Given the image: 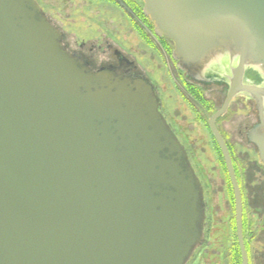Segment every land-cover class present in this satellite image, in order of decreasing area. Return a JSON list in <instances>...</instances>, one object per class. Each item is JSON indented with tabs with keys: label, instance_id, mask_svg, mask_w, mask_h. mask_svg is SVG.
Instances as JSON below:
<instances>
[{
	"label": "water",
	"instance_id": "obj_1",
	"mask_svg": "<svg viewBox=\"0 0 264 264\" xmlns=\"http://www.w3.org/2000/svg\"><path fill=\"white\" fill-rule=\"evenodd\" d=\"M142 1L178 70L227 88L207 123L248 264L242 196L215 120L234 98L254 102L246 141L264 166V0ZM204 213L200 182L152 88L87 70L35 0H0V264H187Z\"/></svg>",
	"mask_w": 264,
	"mask_h": 264
},
{
	"label": "rangeland",
	"instance_id": "obj_2",
	"mask_svg": "<svg viewBox=\"0 0 264 264\" xmlns=\"http://www.w3.org/2000/svg\"><path fill=\"white\" fill-rule=\"evenodd\" d=\"M36 1L50 22L62 33L64 41L67 37L73 40L68 36L67 25L75 26L84 17L83 10L90 9L88 0ZM90 10L93 12L90 17L96 19L98 16L94 13L97 9ZM131 51L139 57L136 63L139 74L153 86L156 97H161L167 91L166 84H163L161 64H158L152 53L144 55L138 48H132ZM170 90L168 94L173 99L171 106L178 117V124L186 134L191 135V139H186L190 147L186 145L188 159L199 178L204 196L203 239L188 264H233L238 243L231 198L233 193L226 167L207 126V118H203L200 123L195 120V114L185 108L175 92ZM226 90L225 86H209L204 89V97L212 101L214 111L221 107ZM163 97L168 99L166 94ZM255 123L254 103L248 101L244 104L241 97H237L217 120V129L234 148V163L240 176L241 192L243 190L244 238L249 264H264V167L259 163L254 147L245 139L246 131Z\"/></svg>",
	"mask_w": 264,
	"mask_h": 264
},
{
	"label": "flooded vegetation",
	"instance_id": "obj_3",
	"mask_svg": "<svg viewBox=\"0 0 264 264\" xmlns=\"http://www.w3.org/2000/svg\"><path fill=\"white\" fill-rule=\"evenodd\" d=\"M88 2L91 5H89L90 9H97V12L94 14H96L98 17L93 19V17H90L93 14L90 9L83 10V14L85 15L82 19H80L81 22L78 21L75 26L72 24L73 27L69 26V24L67 25L68 28L66 27L69 32L68 36L73 38L72 41H70L69 37H67V40L64 41L62 33L50 22V20L45 15L47 20L60 33L62 47L70 57L77 58L82 63V65L92 73L107 72L122 79L145 81L152 88L154 96L156 97L153 86L147 79L143 78V76L139 74L138 66L136 64L139 57L136 55V53L134 54L131 49L138 48V50L143 52L144 55L152 53L153 57L157 59L158 64L160 63L162 66L161 71L163 75V84H166L165 87L167 88L166 93H162L161 97L159 98L156 97L158 111L166 122L169 130L182 145L188 159L189 155L187 147H190L186 139H191V135L188 133L186 134V131L184 132L183 128L178 124V117L175 116L174 107L171 106V101L173 99H171L169 96L168 89H171L170 91L175 92L179 101L183 103L185 108L187 107L190 112L195 114V120L200 123L203 118H207L208 120V118L217 111L215 110L214 113L210 115V108L208 109L207 106H200L194 101V95L197 93L201 94L205 101L212 103V101L204 97V89L209 86H202L189 81L184 76V74L178 70L177 64L173 58V43L165 37H160L156 34L154 24L151 22L149 17L143 13L142 0H88ZM36 3L38 4L37 1ZM38 6L40 7L39 4ZM245 78L252 85H256L252 73H247ZM167 82L170 84V87L168 86ZM163 94H166L168 99L164 98ZM241 99L244 104H247L248 101H250L243 97H241ZM218 119L215 120L216 128H218ZM219 133L228 149V145H230L229 142H226L221 132ZM181 139H184V141L182 140V142Z\"/></svg>",
	"mask_w": 264,
	"mask_h": 264
},
{
	"label": "trees",
	"instance_id": "obj_4",
	"mask_svg": "<svg viewBox=\"0 0 264 264\" xmlns=\"http://www.w3.org/2000/svg\"><path fill=\"white\" fill-rule=\"evenodd\" d=\"M253 76H254V81H255V83L256 84H258V83H260V79L257 77V75L256 74H253ZM194 101L197 103V104H199L200 106H207V108L209 109V114L211 115L212 113H214V110H213V105H212V103H210V102H208V101H205L203 98H202V96H201V94H195L194 95ZM220 119V118H219ZM218 119V120H219ZM226 140V139H225ZM216 147H217V144H216ZM228 149H229V153H230V157H231V161H232V165H233V169H234V172H235V176H236V179H237V182H238V185H239V188H240V176H239V174H238V172H237V168H236V166H235V163H234V159H235V156H234V148L232 147V146H230V145H228ZM217 150H218V152H219V154H220V159L222 160V162H223V164H224V161H223V158H222V155H221V152H220V150H219V148L217 147ZM225 165V164H224ZM228 179H229V177H228ZM230 183V182H229ZM231 186V185H230ZM240 191H241V188H240ZM242 192H243V190H242ZM242 192H241V194H242ZM232 202L234 203V199H233V195H232ZM242 201H243V198H242ZM242 229H243V241H244V247H245V250H246V252H247V244H246V240H245V238H244V215H243V207H242ZM236 250H237V253H236V260L234 259V262H233V264H241V256H240V251H239V247H238V245H236ZM248 255V254H247Z\"/></svg>",
	"mask_w": 264,
	"mask_h": 264
}]
</instances>
